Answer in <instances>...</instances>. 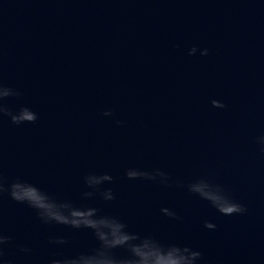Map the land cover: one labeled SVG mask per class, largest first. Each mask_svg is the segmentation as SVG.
Masks as SVG:
<instances>
[{"label": "water", "instance_id": "obj_1", "mask_svg": "<svg viewBox=\"0 0 264 264\" xmlns=\"http://www.w3.org/2000/svg\"><path fill=\"white\" fill-rule=\"evenodd\" d=\"M0 82L20 93L5 101L13 111L38 116L0 119L9 182L188 245L203 253L201 264H264V0H0ZM128 169H159L171 186L129 180ZM89 174L113 180L85 199ZM200 178L223 185L247 212L223 216L190 193ZM107 189L114 200L102 199ZM0 227L12 237L11 264H48L98 244L91 230L42 224L7 195Z\"/></svg>", "mask_w": 264, "mask_h": 264}, {"label": "clouds", "instance_id": "obj_2", "mask_svg": "<svg viewBox=\"0 0 264 264\" xmlns=\"http://www.w3.org/2000/svg\"><path fill=\"white\" fill-rule=\"evenodd\" d=\"M197 48L193 46L189 55H195ZM201 55H208V49H204ZM20 93L0 82V119L8 117L11 123L21 125L24 123H35L37 114L27 106H21L13 111L5 101L9 97H19ZM212 106L224 108L225 105L217 100L211 101ZM104 116H112L111 110L105 111ZM118 124L122 123L117 121ZM258 142L262 145L264 152V137H259ZM125 176L129 180L146 179L157 181L161 184L171 186L170 177L159 169L153 172H144L137 169H128ZM113 177L108 174H89L84 178L85 185L92 189L83 193L85 199L93 197L99 191L100 185L112 182ZM177 185L184 187L181 181ZM187 190L207 201L217 212L223 216L243 215L247 208L237 202L221 184L214 183L208 179L200 178L186 185ZM7 195L11 200L26 204L33 209L36 218L42 224L64 225L74 230H91L98 244L90 251L80 252L72 256L52 257L48 264H201L203 253L188 245H180L173 242H164L152 235H141L131 232L128 226L113 216H104L95 207H77L71 201L57 200L49 193L36 185L19 178L9 182L0 173V200ZM103 200L115 199L111 189L100 192ZM161 213L172 219H179L175 212L169 208H161ZM204 227L215 230L216 225L210 221L204 222ZM12 237L5 234L0 227V262L11 264L5 259L6 248L11 244ZM50 245L61 246L68 243L63 237H50ZM20 252L29 253L31 250L23 245H18ZM122 250V254L118 253Z\"/></svg>", "mask_w": 264, "mask_h": 264}]
</instances>
